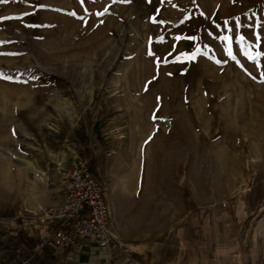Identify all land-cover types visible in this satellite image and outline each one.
Segmentation results:
<instances>
[{
  "label": "rangeland",
  "instance_id": "obj_1",
  "mask_svg": "<svg viewBox=\"0 0 264 264\" xmlns=\"http://www.w3.org/2000/svg\"><path fill=\"white\" fill-rule=\"evenodd\" d=\"M76 158L124 242L264 264V0H0V264Z\"/></svg>",
  "mask_w": 264,
  "mask_h": 264
},
{
  "label": "built area",
  "instance_id": "obj_2",
  "mask_svg": "<svg viewBox=\"0 0 264 264\" xmlns=\"http://www.w3.org/2000/svg\"><path fill=\"white\" fill-rule=\"evenodd\" d=\"M62 164L60 201L40 211L44 228L35 252L72 253L93 246L111 252L121 264H144L132 245L112 233L107 190L93 175L89 161L76 158L69 167Z\"/></svg>",
  "mask_w": 264,
  "mask_h": 264
},
{
  "label": "crops",
  "instance_id": "obj_3",
  "mask_svg": "<svg viewBox=\"0 0 264 264\" xmlns=\"http://www.w3.org/2000/svg\"><path fill=\"white\" fill-rule=\"evenodd\" d=\"M132 246L144 264H249L246 255L242 259L241 254L237 256L230 253H214L205 260L198 257H187L178 251L170 254L166 243L159 248L148 246L143 247L142 250L137 245L133 244ZM53 255H55L56 260L52 264H121L120 259H117L111 252L93 246H89L80 252L72 251V253L58 250ZM233 258L240 259L235 261Z\"/></svg>",
  "mask_w": 264,
  "mask_h": 264
},
{
  "label": "bare ground",
  "instance_id": "obj_4",
  "mask_svg": "<svg viewBox=\"0 0 264 264\" xmlns=\"http://www.w3.org/2000/svg\"><path fill=\"white\" fill-rule=\"evenodd\" d=\"M9 154L18 162L22 163L24 165V168L23 170H27V171H31L35 177H37L38 179L40 178L44 184H46V181H45V177H44V173L40 170H37L33 164L31 162H29L28 160H25L24 158H20L18 157L17 155H15L14 153L8 151ZM37 194V193H36Z\"/></svg>",
  "mask_w": 264,
  "mask_h": 264
}]
</instances>
